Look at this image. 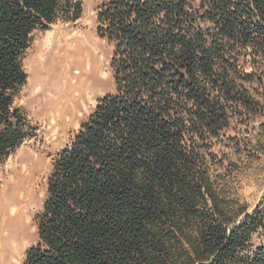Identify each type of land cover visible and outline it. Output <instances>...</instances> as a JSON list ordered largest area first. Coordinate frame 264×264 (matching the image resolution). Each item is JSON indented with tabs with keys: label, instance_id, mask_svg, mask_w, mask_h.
<instances>
[{
	"label": "trees",
	"instance_id": "16d2710c",
	"mask_svg": "<svg viewBox=\"0 0 264 264\" xmlns=\"http://www.w3.org/2000/svg\"><path fill=\"white\" fill-rule=\"evenodd\" d=\"M81 13L0 0V163L36 135L19 103L34 34ZM95 31L113 86L54 153L22 264H264V213L227 194L217 148L264 115V0H100Z\"/></svg>",
	"mask_w": 264,
	"mask_h": 264
},
{
	"label": "rangeland",
	"instance_id": "374dc122",
	"mask_svg": "<svg viewBox=\"0 0 264 264\" xmlns=\"http://www.w3.org/2000/svg\"><path fill=\"white\" fill-rule=\"evenodd\" d=\"M81 1L80 17L36 32L23 59L27 81L19 103L36 135L0 163V264H22L37 238L34 216L45 198L54 153L113 86L111 46L95 31L100 0ZM227 134L234 136L235 129ZM239 135L245 139L239 151L217 147L229 154L223 186L247 212L264 213V115Z\"/></svg>",
	"mask_w": 264,
	"mask_h": 264
}]
</instances>
